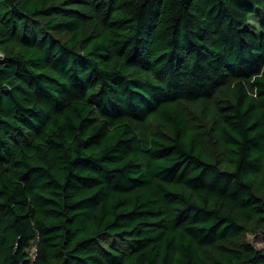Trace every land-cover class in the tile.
<instances>
[{
	"label": "trees",
	"instance_id": "16d2710c",
	"mask_svg": "<svg viewBox=\"0 0 264 264\" xmlns=\"http://www.w3.org/2000/svg\"><path fill=\"white\" fill-rule=\"evenodd\" d=\"M0 264H264V0H0Z\"/></svg>",
	"mask_w": 264,
	"mask_h": 264
},
{
	"label": "rangeland",
	"instance_id": "374dc122",
	"mask_svg": "<svg viewBox=\"0 0 264 264\" xmlns=\"http://www.w3.org/2000/svg\"><path fill=\"white\" fill-rule=\"evenodd\" d=\"M227 98H230V88L228 85L217 92L214 102H223ZM184 107L192 114L191 118L200 124L199 127L206 139L218 137L217 119L213 115L207 101H202L200 105L194 106L191 103H185ZM249 239L253 243L261 244V238L256 239L255 236H250Z\"/></svg>",
	"mask_w": 264,
	"mask_h": 264
}]
</instances>
